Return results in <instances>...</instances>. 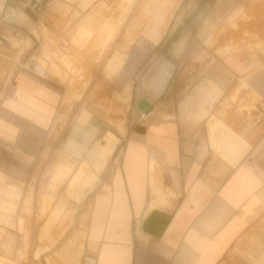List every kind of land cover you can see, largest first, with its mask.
Segmentation results:
<instances>
[{
    "label": "crops",
    "instance_id": "1",
    "mask_svg": "<svg viewBox=\"0 0 264 264\" xmlns=\"http://www.w3.org/2000/svg\"><path fill=\"white\" fill-rule=\"evenodd\" d=\"M42 14L0 0V264L25 236L32 264H264V0H158L143 37L156 51L119 58L114 74L164 60L143 80L161 88L169 72L151 111L138 120L141 74L118 133L101 136L91 115L62 147L61 90L19 65ZM206 43L225 46L200 59ZM58 162L68 177L54 180Z\"/></svg>",
    "mask_w": 264,
    "mask_h": 264
},
{
    "label": "rangeland",
    "instance_id": "2",
    "mask_svg": "<svg viewBox=\"0 0 264 264\" xmlns=\"http://www.w3.org/2000/svg\"><path fill=\"white\" fill-rule=\"evenodd\" d=\"M157 2L158 0L47 1L37 27L38 31L34 29L35 33L33 32L39 43L35 39L33 42L28 41L22 51L26 50L23 56L28 52L29 55L18 58L20 59L18 62L23 71L31 77L61 90V119L53 136L54 140L60 139L61 147L67 129L74 120L78 127H83L91 115L98 117L103 123L101 136L107 132L118 133L117 129L124 121L126 111L132 109L134 91L135 98L139 96L137 93L139 76L141 74L143 76L154 64L153 62L150 65L151 60H148L141 70L131 77L126 75L131 69V66H128L125 73L122 71L123 74L117 76L114 74L120 67L118 60L122 58L125 63L133 51L139 52L143 59L147 53L152 51L153 47L146 43L143 37H145L144 31L155 12ZM221 31L222 29L220 34L223 35ZM223 46L225 45L204 44L198 49L200 59L209 56L206 52L219 51L218 48ZM164 47L165 45L160 47L163 52H165L162 50ZM154 51L156 49H153ZM34 63L36 67L38 65L42 69V74H37L39 70L36 67L37 73L32 71ZM125 75L127 81L124 83ZM52 148L51 143L48 150L53 151ZM43 159L48 160L49 155L43 156ZM62 164L58 162L55 166L54 180L68 177V172H64ZM87 173H89L88 170ZM47 176L46 171L45 177ZM97 177V180H100V175ZM55 184L60 185V195L63 196L67 180L61 184L59 182ZM52 189L54 188H43L42 193L47 195ZM66 222L61 220L62 233L67 230ZM24 238L21 250L8 252L9 264H32L30 237L25 236ZM39 238L40 242H42L41 239L46 242L45 247H47L51 245L49 241L53 237ZM68 239V233L62 234L56 245L57 249L61 248ZM34 258L36 259L35 256ZM45 262L53 264L52 259H46ZM55 264L66 263L60 261Z\"/></svg>",
    "mask_w": 264,
    "mask_h": 264
},
{
    "label": "water",
    "instance_id": "3",
    "mask_svg": "<svg viewBox=\"0 0 264 264\" xmlns=\"http://www.w3.org/2000/svg\"><path fill=\"white\" fill-rule=\"evenodd\" d=\"M165 65V61L164 60H158L156 61L153 66H151V68L148 70V72H146L142 78H141V88H142V92L145 95L144 99H142L138 105H137V110L141 113H146L148 114L151 109H150V102L161 93L162 89L164 88V85L166 84L168 77H169V72H168V77L167 80L165 81V83L162 85L161 88H159L157 85H155L154 87L151 86H143V80L148 79L149 77H154V75L160 70L161 66ZM167 70H169V66H166ZM151 88V90H150Z\"/></svg>",
    "mask_w": 264,
    "mask_h": 264
},
{
    "label": "clouds",
    "instance_id": "4",
    "mask_svg": "<svg viewBox=\"0 0 264 264\" xmlns=\"http://www.w3.org/2000/svg\"><path fill=\"white\" fill-rule=\"evenodd\" d=\"M50 116L51 115H49L45 118V121H44L45 123L48 122V120L50 119ZM235 163H236V161L233 158L226 157L221 163V168H222V170H226L228 166H234ZM121 211H122V216H123L124 220L126 221L128 218V214H129L126 201L121 202ZM136 211L138 212L139 209L137 208ZM120 242L122 244H130L131 243L130 237L127 236V229L126 228H125V234L122 237H120ZM124 264H126V262H124Z\"/></svg>",
    "mask_w": 264,
    "mask_h": 264
},
{
    "label": "built area",
    "instance_id": "5",
    "mask_svg": "<svg viewBox=\"0 0 264 264\" xmlns=\"http://www.w3.org/2000/svg\"><path fill=\"white\" fill-rule=\"evenodd\" d=\"M21 3L26 5L27 8H29L31 11L37 13V14H42L44 11V6L39 0H20ZM146 117L145 113H140L138 120L139 121H144Z\"/></svg>",
    "mask_w": 264,
    "mask_h": 264
},
{
    "label": "bare ground",
    "instance_id": "6",
    "mask_svg": "<svg viewBox=\"0 0 264 264\" xmlns=\"http://www.w3.org/2000/svg\"><path fill=\"white\" fill-rule=\"evenodd\" d=\"M33 65V64H32ZM32 71H34V72H36V70H35V67L33 66L32 68ZM107 144H109V145H111L112 143L109 141V139L107 140Z\"/></svg>",
    "mask_w": 264,
    "mask_h": 264
}]
</instances>
